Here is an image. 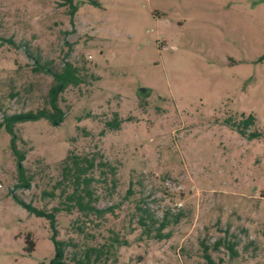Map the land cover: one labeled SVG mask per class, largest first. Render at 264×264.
Listing matches in <instances>:
<instances>
[{
  "label": "rangeland",
  "instance_id": "rangeland-1",
  "mask_svg": "<svg viewBox=\"0 0 264 264\" xmlns=\"http://www.w3.org/2000/svg\"><path fill=\"white\" fill-rule=\"evenodd\" d=\"M70 5L73 17L63 0H0V122L49 109L53 80L40 67L69 62L82 80L59 96L60 124L0 127V264L53 257L48 223L13 196L49 210L41 192L70 151L116 168L114 195L97 203L115 206V232L125 233L132 200L169 222L168 239L140 241L134 229L106 264H264V0ZM114 114L119 130L105 129ZM251 114L255 137L242 136L236 126ZM12 142L29 189L17 186ZM70 220L58 216L60 238Z\"/></svg>",
  "mask_w": 264,
  "mask_h": 264
},
{
  "label": "trees",
  "instance_id": "trees-1",
  "mask_svg": "<svg viewBox=\"0 0 264 264\" xmlns=\"http://www.w3.org/2000/svg\"><path fill=\"white\" fill-rule=\"evenodd\" d=\"M70 6L68 13L73 17L76 8L71 0H63ZM36 63H39L36 60ZM42 70L48 73L53 80L47 95L49 109H41L35 112L27 111L6 115L0 122V127L5 126L8 133H12L15 123L45 118L53 125H58L65 117V113L59 106V96L69 86L76 87L82 80L78 68L66 62L60 71L52 70L44 65ZM121 120L114 114L112 120L105 122V129L117 131ZM255 124V117L251 114L236 126L242 136L255 137V133H248L250 126ZM84 133V132H83ZM13 154L16 157V168L19 177L17 186L29 189L32 177L23 167V154L19 153L12 142ZM117 187L116 168L110 165L97 153L91 155H79L70 151L60 163L58 173L53 175L48 187L41 192V197L54 202L49 209H38L31 203H26L17 196H13L16 204L21 206L29 215L44 219L48 223L50 240L53 245V257L48 264H106L109 260H116L117 251L121 247H127L129 241L126 235L134 229H140L137 240L163 241L169 238L163 230L168 225L167 217L158 221L145 206H141L142 200H132V211L128 224L123 226L125 233L120 235L114 231V226L106 224L107 216L114 215L115 206L97 208L101 196L112 198ZM101 194H97V191ZM133 196L132 189L126 191L123 199L130 200ZM70 217L68 232L65 238L59 237L58 216ZM134 220V222H133ZM135 228H131V223ZM208 259L209 257L206 256Z\"/></svg>",
  "mask_w": 264,
  "mask_h": 264
},
{
  "label": "water",
  "instance_id": "water-1",
  "mask_svg": "<svg viewBox=\"0 0 264 264\" xmlns=\"http://www.w3.org/2000/svg\"><path fill=\"white\" fill-rule=\"evenodd\" d=\"M144 90H141V92H143Z\"/></svg>",
  "mask_w": 264,
  "mask_h": 264
}]
</instances>
